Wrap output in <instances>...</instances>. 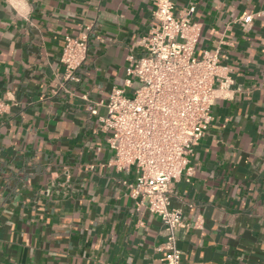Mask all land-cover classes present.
I'll use <instances>...</instances> for the list:
<instances>
[{
	"label": "crops",
	"instance_id": "crops-1",
	"mask_svg": "<svg viewBox=\"0 0 264 264\" xmlns=\"http://www.w3.org/2000/svg\"><path fill=\"white\" fill-rule=\"evenodd\" d=\"M191 4L196 53L219 50L228 83L193 177L171 184L180 264H264V0H175L176 12ZM154 10V0H0V264H164L165 225L123 183L136 170L109 165L100 121L114 88L130 92L129 56L145 53ZM82 34L80 80H65V37Z\"/></svg>",
	"mask_w": 264,
	"mask_h": 264
},
{
	"label": "built area",
	"instance_id": "built-area-1",
	"mask_svg": "<svg viewBox=\"0 0 264 264\" xmlns=\"http://www.w3.org/2000/svg\"><path fill=\"white\" fill-rule=\"evenodd\" d=\"M154 3L156 23L139 42L145 53L129 56L126 86L130 92L114 88L100 121L115 154L109 165L122 172L136 170L135 181L123 183L131 188L138 208L157 214L165 225L163 263L180 264L183 252L177 230L185 224L183 211L172 205L171 184L193 177L190 157L213 120L217 91L228 79L219 50L196 53L201 27L192 18L195 5L177 13L175 0ZM253 18L251 13L244 15V27ZM87 56V34L65 37L61 56L65 80H80L77 72ZM101 103L90 105L91 113L97 114Z\"/></svg>",
	"mask_w": 264,
	"mask_h": 264
},
{
	"label": "rangeland",
	"instance_id": "rangeland-1",
	"mask_svg": "<svg viewBox=\"0 0 264 264\" xmlns=\"http://www.w3.org/2000/svg\"><path fill=\"white\" fill-rule=\"evenodd\" d=\"M136 87H137V85H136ZM131 95V94H130Z\"/></svg>",
	"mask_w": 264,
	"mask_h": 264
}]
</instances>
